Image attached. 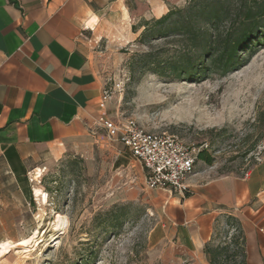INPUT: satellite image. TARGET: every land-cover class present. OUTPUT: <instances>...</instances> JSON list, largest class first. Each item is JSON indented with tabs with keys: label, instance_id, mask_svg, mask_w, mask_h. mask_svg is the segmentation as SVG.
<instances>
[{
	"label": "rangeland",
	"instance_id": "374dc122",
	"mask_svg": "<svg viewBox=\"0 0 264 264\" xmlns=\"http://www.w3.org/2000/svg\"><path fill=\"white\" fill-rule=\"evenodd\" d=\"M127 32L111 25L92 39L112 94L109 113L201 146L214 161L198 159L196 169L264 173V46L226 77L194 83L147 73L137 80L129 59L147 46ZM89 127L82 147L47 152L24 196L0 204V242L35 235L28 247L0 257V264H173L163 190L147 189L142 163L108 137L98 117ZM57 212L66 216L62 229H55ZM221 225L215 243L229 229Z\"/></svg>",
	"mask_w": 264,
	"mask_h": 264
},
{
	"label": "crops",
	"instance_id": "0c3cea01",
	"mask_svg": "<svg viewBox=\"0 0 264 264\" xmlns=\"http://www.w3.org/2000/svg\"><path fill=\"white\" fill-rule=\"evenodd\" d=\"M186 2L0 0V204L24 196L47 152L82 147L94 117L121 120L109 113L112 94L92 39L111 25L135 39L146 20ZM194 171L186 193L160 194L172 263L211 264L205 246L232 215L245 236L247 264H264V173Z\"/></svg>",
	"mask_w": 264,
	"mask_h": 264
},
{
	"label": "trees",
	"instance_id": "16d2710c",
	"mask_svg": "<svg viewBox=\"0 0 264 264\" xmlns=\"http://www.w3.org/2000/svg\"><path fill=\"white\" fill-rule=\"evenodd\" d=\"M142 30L136 41L147 48L131 55V78L152 73L195 83L226 77L247 64V54L264 46V0H187L146 20ZM198 155L213 164L205 149ZM226 218V236L205 246L210 263L247 264L240 222L232 215Z\"/></svg>",
	"mask_w": 264,
	"mask_h": 264
},
{
	"label": "built area",
	"instance_id": "2783aa9c",
	"mask_svg": "<svg viewBox=\"0 0 264 264\" xmlns=\"http://www.w3.org/2000/svg\"><path fill=\"white\" fill-rule=\"evenodd\" d=\"M105 98L111 94L105 91ZM98 122L110 139L119 140L143 165L147 189L186 193L187 179L195 171L199 151L203 148L186 143L170 132L145 129L134 118L113 121L100 116ZM247 173L246 175H248Z\"/></svg>",
	"mask_w": 264,
	"mask_h": 264
},
{
	"label": "bare ground",
	"instance_id": "6f19581e",
	"mask_svg": "<svg viewBox=\"0 0 264 264\" xmlns=\"http://www.w3.org/2000/svg\"><path fill=\"white\" fill-rule=\"evenodd\" d=\"M56 214L57 215L54 221L55 229H62L67 224L66 216L61 212H57ZM34 236L30 238H26L20 242H15L14 240H10V239H8V241L0 242V257L5 255L6 253H9V251L13 249V247H16V246H20L23 248L28 247V245L30 244Z\"/></svg>",
	"mask_w": 264,
	"mask_h": 264
}]
</instances>
